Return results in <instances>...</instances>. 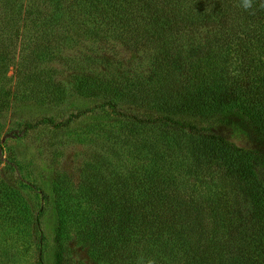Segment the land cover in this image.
Masks as SVG:
<instances>
[{
	"label": "trees",
	"instance_id": "1",
	"mask_svg": "<svg viewBox=\"0 0 264 264\" xmlns=\"http://www.w3.org/2000/svg\"><path fill=\"white\" fill-rule=\"evenodd\" d=\"M262 2L245 10L241 0H32L11 9L29 51L18 64L27 92L59 106L69 92L95 98L116 119L76 186L55 177L38 189L36 212L20 189H1L0 220L7 229L32 222L40 264H66L69 232L99 264H264ZM108 40L140 57L97 70L86 55L70 82L30 61Z\"/></svg>",
	"mask_w": 264,
	"mask_h": 264
},
{
	"label": "rangeland",
	"instance_id": "2",
	"mask_svg": "<svg viewBox=\"0 0 264 264\" xmlns=\"http://www.w3.org/2000/svg\"><path fill=\"white\" fill-rule=\"evenodd\" d=\"M31 1L0 0V53L12 58L6 59L5 66L0 62V193L4 195L1 189L5 183L13 185L22 191L36 212L41 205L38 189L49 190L55 177H62L71 188L76 186L83 164L90 161L94 151L101 147L96 140L97 135H106L104 129L107 124L116 127V119L103 115L99 100L95 98L69 92L65 103L59 106L38 101L32 91L27 92L22 85L23 72L27 69L22 67L26 70L21 71L18 65L29 53L25 49L27 42L22 29L18 32L8 19L12 8L18 9L19 5ZM86 55L96 57L94 67L97 70L103 67L128 69L140 57L115 41H80L64 50L53 62L40 64L36 60L30 61L37 69L39 65L52 69L56 79L70 82L73 73L81 72L80 61ZM25 63L34 67L31 62ZM78 112L80 115L73 117V113ZM30 124L35 127L22 138H5L9 130ZM71 195L74 196V192ZM0 213L3 215L4 210ZM45 220L43 227L50 236L54 224L52 214L49 213ZM8 227L1 219L0 264H40L35 253L37 233L32 222ZM64 246L66 264H99L70 232L65 237ZM45 264L52 263L47 260Z\"/></svg>",
	"mask_w": 264,
	"mask_h": 264
},
{
	"label": "clouds",
	"instance_id": "3",
	"mask_svg": "<svg viewBox=\"0 0 264 264\" xmlns=\"http://www.w3.org/2000/svg\"><path fill=\"white\" fill-rule=\"evenodd\" d=\"M254 0H241L240 6L245 10H249L253 8ZM259 7L264 8V2H262ZM147 264H154V261L149 260Z\"/></svg>",
	"mask_w": 264,
	"mask_h": 264
}]
</instances>
